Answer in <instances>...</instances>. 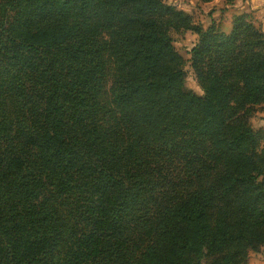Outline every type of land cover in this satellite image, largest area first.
<instances>
[{"label": "trees", "instance_id": "16d2710c", "mask_svg": "<svg viewBox=\"0 0 264 264\" xmlns=\"http://www.w3.org/2000/svg\"><path fill=\"white\" fill-rule=\"evenodd\" d=\"M173 31L198 36L203 96ZM262 104L246 15L224 33L164 0H0V264H246Z\"/></svg>", "mask_w": 264, "mask_h": 264}, {"label": "rangeland", "instance_id": "374dc122", "mask_svg": "<svg viewBox=\"0 0 264 264\" xmlns=\"http://www.w3.org/2000/svg\"><path fill=\"white\" fill-rule=\"evenodd\" d=\"M164 2L177 10L191 15L194 22L197 25H201L204 29L208 28L213 21L216 23L220 20L222 24H225V20L226 22L229 20V17L226 15L228 11H232L231 16H233L235 13L244 12V10H240L241 5L244 4V6L249 8L252 5L257 9L253 12L250 11V13L246 15L247 20L252 22L264 33V0H254L252 4L250 0H236L234 3L230 4L231 6L229 8H225V4L222 0H216L214 4L210 6H204L199 0H164ZM214 14H217V19H212ZM171 37L177 52L186 61L184 68L185 87L187 90L199 96H203V92L198 84V80L190 62V50L196 44L198 36L192 32L173 31L171 32ZM251 123L256 130L264 131V104L256 107V112L251 119ZM246 264H264V247H262L259 252H250Z\"/></svg>", "mask_w": 264, "mask_h": 264}, {"label": "crops", "instance_id": "0c3cea01", "mask_svg": "<svg viewBox=\"0 0 264 264\" xmlns=\"http://www.w3.org/2000/svg\"><path fill=\"white\" fill-rule=\"evenodd\" d=\"M216 0H214L213 2H211V3H207V4H203V3H201V4H203L204 6H210V5H213L214 4V2H215ZM223 1V3L225 4V8H229L231 5H228V4H226L225 3V1L224 0H222ZM238 1V0H237ZM250 2H251V4L254 2V0H250ZM257 8L256 7H253L252 5H251V7L249 8V7H246V6H244V4L243 5H241V7H240V10L241 11H243L244 10V12L242 13H235V14H233V16H231L232 14H231V12L232 11H228L227 13H226V15L229 17V20H227V22H226V20H225V24H222V22L220 21V20H218L217 22H216V24L220 27V29L224 32V33H230V31H231V29H232V21H233V19L235 18V17H237V16H240V15H247V14H249L250 13V11L251 12H253V11H255ZM224 16V15H223ZM212 19H217V14H214L213 15V18ZM209 27V26H208Z\"/></svg>", "mask_w": 264, "mask_h": 264}]
</instances>
